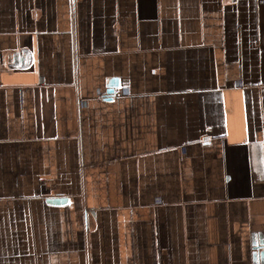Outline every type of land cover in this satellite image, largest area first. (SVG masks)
<instances>
[{
	"label": "crops",
	"instance_id": "0c3cea01",
	"mask_svg": "<svg viewBox=\"0 0 264 264\" xmlns=\"http://www.w3.org/2000/svg\"><path fill=\"white\" fill-rule=\"evenodd\" d=\"M0 264H264V0H0Z\"/></svg>",
	"mask_w": 264,
	"mask_h": 264
},
{
	"label": "built area",
	"instance_id": "2783aa9c",
	"mask_svg": "<svg viewBox=\"0 0 264 264\" xmlns=\"http://www.w3.org/2000/svg\"><path fill=\"white\" fill-rule=\"evenodd\" d=\"M119 94V90L116 88V89H112V91H111V95H118ZM103 97V94L101 93V94H98V96H97V98H102Z\"/></svg>",
	"mask_w": 264,
	"mask_h": 264
},
{
	"label": "water",
	"instance_id": "95a60500",
	"mask_svg": "<svg viewBox=\"0 0 264 264\" xmlns=\"http://www.w3.org/2000/svg\"><path fill=\"white\" fill-rule=\"evenodd\" d=\"M112 91V90H111Z\"/></svg>",
	"mask_w": 264,
	"mask_h": 264
}]
</instances>
